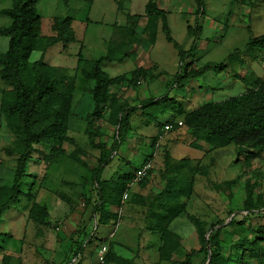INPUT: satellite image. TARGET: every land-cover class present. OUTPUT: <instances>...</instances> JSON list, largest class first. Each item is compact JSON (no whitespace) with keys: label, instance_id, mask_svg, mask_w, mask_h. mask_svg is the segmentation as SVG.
<instances>
[{"label":"rangeland","instance_id":"1","mask_svg":"<svg viewBox=\"0 0 264 264\" xmlns=\"http://www.w3.org/2000/svg\"><path fill=\"white\" fill-rule=\"evenodd\" d=\"M2 1V5L11 4V0ZM124 1L69 0L68 5H65L62 0H38L40 34L52 33L51 22L54 16L68 15L75 40L66 46L61 42L55 43L44 52L34 50L28 60L41 59L56 68L59 78L68 76L73 79L74 90L67 131L72 142L63 145L67 152L76 148L87 165L82 167L65 152L50 164L49 180L38 179V187H32L33 179L27 177L20 186L23 192L20 202L3 212L0 230L16 231L17 223L14 226L13 222H17L28 192L32 188L31 193L34 195L36 189L44 187L43 182L54 189L74 191L72 204L73 207H78L74 222L78 218V223L81 224L90 211L88 202L92 203L96 197L91 168L97 165L99 157L109 156L110 161L100 172L101 179L113 181L123 178V175L135 173L136 168L146 161H150L151 166L143 182L130 181L127 184V196L124 199L121 195L118 204L108 203L104 206L107 218L105 223H97L99 214L96 213L88 227L85 242L77 239L72 249L82 242L83 264H102L105 255L112 256L117 264H170L205 247L212 223H216L215 228H221L222 253L226 256L232 244L244 239V244L248 245L254 236L259 233L264 235L261 228H258V225L264 223V154L250 155L248 149L234 144L213 147L203 142L195 145L194 136L184 124V115L179 109L190 111L205 102L245 92L248 87L239 77L264 74V50L254 49L249 54H234L221 71L207 69L182 87L177 84L172 86L171 80L179 68L177 51L166 40L158 23L154 46L147 48L145 44L148 37L140 33L144 19L139 16L133 19L139 31L138 43L134 46L136 49L131 47L128 56L122 61L102 62L101 68L110 76L121 73L128 76L137 65L155 63L157 68L152 71L154 79H141L136 86L128 85L126 81L111 85L109 93L116 103L103 118H90L89 113L93 107L90 88L93 82L87 81L80 73V58L96 59L106 54L108 43L111 44L114 56L118 57L123 53L129 39L128 21H125L122 5ZM203 2V11L197 10L196 13H190L188 6L172 7V15L176 18L171 21L170 34L182 49L192 46L191 55L187 58L192 65L198 67L207 62H219L234 49H241L249 35L248 27L254 35L264 32V0ZM118 5L122 9H118ZM124 5L129 6L127 3ZM134 8L131 7L130 10H137V5ZM9 22V17L0 15V25L5 26ZM6 47L7 37L0 36V52ZM0 83L3 85L1 79ZM165 93L171 100H175L174 107H169L162 113L159 112L160 107L150 106L142 110L141 105ZM166 101L169 102L168 99ZM119 103H125L131 108L130 129L122 136L118 148L113 152L110 145L116 133L115 117L116 114H122L114 107ZM0 123L6 128L2 113ZM165 124L170 125L168 129L164 128ZM86 128L89 129L88 133L85 132ZM2 138L3 146L0 151L10 148L13 135L6 130ZM40 158L41 153H33L27 170L43 174L47 164ZM70 164L82 169L84 176L79 177V170H71ZM1 169V183H10L13 171L7 165H3ZM171 175L186 180L191 185L190 191L185 194H167L163 191L167 178ZM61 178L73 180L59 185ZM62 195L60 198L63 199ZM247 196H250L252 203H257L255 213L259 216L245 215L244 203ZM46 206L50 217L59 218L47 231L53 233L66 228L63 219L56 215L65 210L66 203L59 200L54 208L48 198ZM79 214L82 216L79 217ZM232 219L236 222H232ZM164 240L175 243L168 260L159 256V248ZM47 241L50 242L49 237ZM255 241H260L264 246V239L256 238ZM102 244H106L107 249L101 261L98 252ZM57 251L58 257L51 259L53 262L47 259L49 255H43L45 252L41 253V258L33 256L34 253L27 254L26 259L29 264H61L60 260L66 256L62 252L64 247ZM72 259L68 264H75L76 261L81 264L80 256L78 260ZM192 261L193 264H207L203 253L194 256ZM242 263L264 264V256L261 261L245 256Z\"/></svg>","mask_w":264,"mask_h":264},{"label":"trees","instance_id":"2","mask_svg":"<svg viewBox=\"0 0 264 264\" xmlns=\"http://www.w3.org/2000/svg\"><path fill=\"white\" fill-rule=\"evenodd\" d=\"M62 1L65 5L69 3V0ZM37 2L38 0H11L10 6L0 9V14L10 18L8 25L0 26V35L7 37V47L0 52V79L3 83L0 94V113H2L6 129L13 135V141L6 152L16 154L11 183L0 185V215L5 209L19 201L23 194L20 188L22 181L27 177H37L35 173L27 170L28 164L33 159V153H41L40 159L48 166L61 154L67 152L63 144L72 142L67 131L74 90L73 79L68 76L59 78L56 68L41 59L28 60L30 53L34 50L44 52L55 43L61 42L63 46H66L74 41L71 18L68 15L54 16L51 22L52 33L41 35ZM195 2L197 10L202 12L203 0H195ZM117 7L122 9L120 5ZM125 16L128 21L129 39L120 56L116 57L112 54L109 43L108 52L96 59H83L79 52L82 61L80 73L87 81L93 82L90 88L93 104L92 111L89 113L90 118H103L105 113H109L114 102L116 103L113 95L109 93L111 85L126 81L128 85L136 86L141 79H153L152 71L157 68L155 63L147 66L137 65L128 76L123 73L110 76L101 68L102 62L122 61L128 56L129 49L138 43L139 31L133 17L141 16L144 19L140 33L148 37L145 44L147 48L154 44L158 23L166 40L171 42L176 49L179 68L171 80L172 86L177 84L182 87L190 80L201 76L207 69L221 71L225 68L227 60L234 54H249L254 49L264 50V32L254 35L247 26L249 35L241 49H234L219 62H207L197 67L187 60L191 55L192 46L184 50L173 39L167 21V12L160 8L155 0L146 1L142 15L125 13ZM239 79L248 87L245 92L226 99L205 102L190 111L184 112L181 108L179 109L184 115V124L194 136L195 145L203 142L213 147L234 144L237 147L248 149L250 155L264 154V74L262 76L242 75ZM167 99L169 102L166 101ZM174 102L175 100H171V97H167L165 93L159 98H152L141 107L142 110L150 106L160 107L159 112L162 113L167 108L174 107ZM114 109L121 111L122 114H116L115 117L116 133L110 145V150L113 152L118 148L122 136L130 129L131 112V108L125 103L117 104ZM85 132L88 133L89 129L86 128ZM78 154L76 148L68 152L69 157L85 167L87 164ZM109 161V156L99 157L97 165L91 168L96 197L92 203L88 202L90 211L82 220L79 228L66 238L63 246L66 252L73 250V245L79 236L88 233V226L96 213L99 214V218L96 219L97 223L106 222L104 206L108 203L118 204L120 196L134 176V173H128L123 175V178L113 181L101 179L100 172ZM143 181L144 177L140 182ZM190 189L191 185L182 177L171 175L167 178L163 191L167 194L176 192L185 194ZM32 196L30 194L29 198ZM252 202L250 196H247L244 203L245 215L259 216L255 213L257 203ZM29 218L36 223H48L47 206L33 201L29 209ZM231 221L236 222L235 219ZM215 225L216 223L210 225L211 232L206 239L205 247L187 254L182 260L172 261L170 264H193L192 258L200 253H203L205 261L208 259L207 264H243L242 258L245 256L261 261L264 256V246L255 239H264V235L259 233L254 236L248 245L244 244V239L232 244L230 252L224 256L220 239L221 228H215ZM258 228H261V233H264V223L258 225ZM82 248V243H80L72 251L74 257L81 254ZM174 248L175 243L172 240H164L159 248L160 258L168 260ZM111 260L115 261L112 256L105 255L102 264ZM75 264H79V261Z\"/></svg>","mask_w":264,"mask_h":264},{"label":"crops","instance_id":"3","mask_svg":"<svg viewBox=\"0 0 264 264\" xmlns=\"http://www.w3.org/2000/svg\"><path fill=\"white\" fill-rule=\"evenodd\" d=\"M146 1L147 0H125L122 4L123 10L125 13H129L130 15H142L144 13V7H145ZM2 2L3 1L1 0L0 1V9L8 7L10 5V4L2 5ZM155 2L157 3V5L160 8H163L166 10L169 28H170L172 19L174 21V19L176 18L174 15H172L173 14V12H172L173 5H175V7H177V8H182L184 6H188L187 8L189 9L190 13H196V11L198 9L195 0H155ZM125 3H127L129 6H125L124 5ZM135 5H137V7H138V8H136L137 10H130L131 7L134 8ZM181 10H178V11L180 12ZM180 13H182V12H180ZM134 18L135 17H133L132 19H134ZM125 21H127L126 16H125ZM0 26H3V25H0ZM158 27L160 28V25ZM187 28H188V24H187ZM0 36H3V35H0ZM155 40H156V35H155ZM154 43H155V41H154ZM153 46H154V44H153ZM154 77H156V76H154ZM153 79H151L150 81H153ZM2 88H3V85L0 83V94H1ZM6 130L7 129L3 128L1 126V123H0V149L3 146V138L2 137L6 134ZM65 151H66V148H65ZM64 154L65 153L61 154L56 160H58ZM15 164H16V154H8V153H6L5 149L4 150L2 149L0 151V169L3 165H7V166H9V169L13 171V167L15 166ZM73 166L74 165L70 164L69 168L71 170H74V169L79 170V172H80L79 177L84 176V171H82V169H79V168L73 167ZM49 167H50V164L43 170V174H41V175L38 174L36 171L34 172V170H28V171L33 172L37 175L36 178L31 177L33 179L32 187H34V186L38 187V185H39L38 179L42 178L43 181L50 179L49 175H48ZM82 167H84V166H82ZM1 174H2V172L0 173V175ZM2 179L3 178L0 176V185H7V184L11 183V182L10 183H1ZM77 179H79V178H77ZM71 180H73V179L68 180V179H62L61 178L58 181L59 182L58 184L63 185V183L69 182ZM42 185L44 187L40 188L39 190L36 189L34 191V195L31 198H29V197H30V194L32 195V193H31L32 188L28 192L29 195L27 194L26 201L22 205V211H20V213L18 214V220H17V222H13L14 226L17 223V226H15L16 231L14 230L15 232H10V231L2 232L0 230V239H3V241L0 242V264H29V262L26 259L27 254L29 255L30 253H32V254L34 253L33 256H37V257L41 258V253L43 254V252H45V254H47V255H45V254H43V255L44 256L49 255V257L47 259H49L50 261L53 262L54 260H51V259H53L55 256L58 257L57 256V253H58L57 249L63 247L64 244L66 243L65 241H66V238L69 236V234H71L73 231H75L79 228V226H80V224L78 223L79 219L77 218L76 222H74L76 219L75 213H77L76 209H78L77 206L73 207V204H72L73 199L75 198L74 191L70 190V192H68V191L66 192L63 190H59L57 188L54 189V188L49 187V185L46 186V184H44V182ZM81 192L83 193V190H81ZM60 195H62L64 198L63 199L60 198L61 197ZM77 195H78V193H77ZM84 197H85V195H84ZM48 198L50 199V202L54 206V208H56L59 200H61L63 203H66V206H67L65 208V210H63L62 212L59 211L56 214V215H58L57 217L61 218V220L63 219L62 221H64L66 226H67L66 228H62L61 230L59 229V232L55 231L52 233L50 231H47L48 227L53 225L54 224L53 222H55L56 220L59 219V218H56V216L50 217L49 212H48V219H47L48 224L36 223L29 218V209H30L31 203L33 201H35L37 203L46 205V200ZM20 200H21V197H20L18 202H20ZM14 205H12V206H14ZM9 208H7V209H9ZM7 209H5V210H7ZM3 212L1 213L0 218L3 214ZM82 214H84V212ZM82 214H79L80 215L79 217H81ZM89 226H90V224H89ZM48 237L50 239V242L47 241ZM52 238H53V241H52ZM84 238H85V234L79 236L77 239L82 240V242H85ZM46 246H48L49 248H47ZM62 252L65 253L66 256H65V258H62L60 260L61 264L65 263V262H66V264H68V263H70L71 258H73L72 261H74L79 256L81 258V264H83L81 254L74 257V255L72 254V251L66 252V250H64ZM70 252H71V254H70ZM105 264H117V263H116V261L111 260Z\"/></svg>","mask_w":264,"mask_h":264},{"label":"built area","instance_id":"4","mask_svg":"<svg viewBox=\"0 0 264 264\" xmlns=\"http://www.w3.org/2000/svg\"><path fill=\"white\" fill-rule=\"evenodd\" d=\"M169 126H170L169 124H165V125H164V128H165V129H168ZM150 166H151L150 161L143 162V163H142V164L136 169V171H135V173H134V176H133V178H132L131 181L133 182V181H139V180H141V179L146 175V173H147L148 169L150 168ZM125 196H127V189L123 192V194H122V199H124ZM106 249H107V245H106V244H102L101 247H100V249H99V252H98V253H99L98 258L101 259V261H102V259H103V256H104L105 252H106Z\"/></svg>","mask_w":264,"mask_h":264},{"label":"water","instance_id":"5","mask_svg":"<svg viewBox=\"0 0 264 264\" xmlns=\"http://www.w3.org/2000/svg\"><path fill=\"white\" fill-rule=\"evenodd\" d=\"M207 261H208V259H207Z\"/></svg>","mask_w":264,"mask_h":264}]
</instances>
